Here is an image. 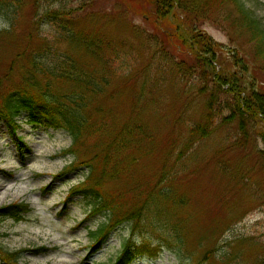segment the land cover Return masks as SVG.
Here are the masks:
<instances>
[{"label": "rangeland", "instance_id": "rangeland-1", "mask_svg": "<svg viewBox=\"0 0 264 264\" xmlns=\"http://www.w3.org/2000/svg\"><path fill=\"white\" fill-rule=\"evenodd\" d=\"M242 2L264 29V0ZM123 3L38 0L36 11L35 0H22L18 12L8 6L0 11V31L15 20V32L27 39L24 35H30V23L42 20L44 31L40 28L38 33L54 39L56 28L52 15H47L65 10L77 16L80 25L91 28L94 16L98 30H104L118 44L119 58L112 64L118 73L109 87L113 93H106L101 104L114 116L117 128L131 123L141 125L144 131L138 153L141 159L133 165L135 179L141 188L149 187L168 166L177 169L172 175L175 180L169 182V177L155 192L170 187L176 194L171 200L152 197L155 203L145 209L148 218L143 212L141 219L144 232L153 245H162V250L157 256H138L132 264H198L212 250L211 258L203 264H264L263 123L247 114L231 117L227 106L215 118L218 127L214 133L202 138L192 135L191 128L205 120V102L214 88L211 68L205 67L207 73L202 74L192 59L186 64L193 69L172 68L163 52L155 51L160 41L148 40L152 26ZM222 20L219 25L205 20L197 28L221 44L222 50L214 56L226 63L243 40L230 33L229 23ZM25 62L21 59L18 64L26 66ZM250 75L251 70L241 73L245 82ZM20 78L15 75L11 81ZM203 84L208 87L200 95L197 91ZM219 95L221 103L230 101L228 92ZM28 118V113L21 115L15 137L4 122L0 123V208L25 201L33 209L22 221L0 217V247L21 251V264H112L135 221L122 222L94 251L87 227L96 229L108 222L109 215L100 214L79 224L87 218L90 206L80 197H68V191L82 180L84 169L55 177L72 160L62 154L71 146L72 137L62 128L28 124ZM182 151L186 152L176 164ZM143 236L142 231L136 233L135 240L140 242ZM41 248L46 252L38 253ZM0 264L6 263L0 259Z\"/></svg>", "mask_w": 264, "mask_h": 264}, {"label": "trees", "instance_id": "trees-1", "mask_svg": "<svg viewBox=\"0 0 264 264\" xmlns=\"http://www.w3.org/2000/svg\"><path fill=\"white\" fill-rule=\"evenodd\" d=\"M122 1L127 10L145 18L152 26L148 40L160 41L155 51L163 52L162 56L169 65L183 69L187 66V59H192L202 74L207 73L205 67L211 68L210 80L214 88L205 102V120L191 128L192 135L202 138L214 133L218 127L215 118L227 106L231 117L247 114L262 122L264 127V29L242 0ZM6 6L14 7L18 12L22 0H0V11ZM35 8L38 11V0H35ZM50 14L56 28L54 39L38 33L40 28L44 31L42 20L34 19L30 23V35H24L28 36L27 39L15 32V20L9 28L0 31V122L6 123L14 137L20 126L19 117L24 113H28L29 124L68 131L73 141L63 154H70L73 161L65 171L80 167L86 170L84 180L72 187L70 194L87 201L90 217L109 215L108 223L89 230L94 251L101 248L118 224L132 220L135 225L130 236L123 240L113 264H132L138 256L146 254L157 256L162 245H153L144 232L141 219L143 212L148 218L145 209L155 203L152 197L156 195L171 200L173 193L176 194L170 187L165 192H155L169 177V182L175 180L172 175L177 169L168 166L154 184L142 188L138 185L133 165L141 159L138 153L142 150L139 145L144 131L141 125L131 123L117 128L114 116L101 104L106 93L112 91L109 87L113 75L118 73L112 68L119 58L118 44L115 45L104 30H98L94 16L91 28L80 25V19L77 20L72 12L53 10L47 16ZM220 19L229 23L230 33L243 40L242 47L236 49L226 63L214 56L222 50L221 44L197 28V24L205 20L219 25ZM63 45L66 50L61 51ZM21 59L26 60V66L18 64ZM250 70L253 75L245 82L241 73ZM15 75L21 78L12 82ZM207 87L203 84L197 93L204 95ZM220 92L230 94L227 105L221 103ZM262 136L264 140V129ZM184 154V151L182 156L179 154L181 157H177L176 164ZM31 210L28 203L16 201L3 205L0 217L21 221ZM141 231L144 236L138 242L135 235ZM45 250L41 248L38 253ZM21 254V251L12 252L0 247V259L6 264H20ZM209 254L210 251L205 256L207 259Z\"/></svg>", "mask_w": 264, "mask_h": 264}]
</instances>
